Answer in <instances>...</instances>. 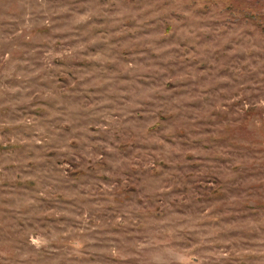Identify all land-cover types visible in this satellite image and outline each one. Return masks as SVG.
<instances>
[{
    "label": "rangeland",
    "instance_id": "obj_1",
    "mask_svg": "<svg viewBox=\"0 0 264 264\" xmlns=\"http://www.w3.org/2000/svg\"><path fill=\"white\" fill-rule=\"evenodd\" d=\"M0 264H264V0H0Z\"/></svg>",
    "mask_w": 264,
    "mask_h": 264
}]
</instances>
